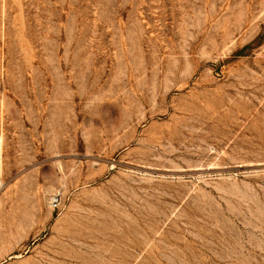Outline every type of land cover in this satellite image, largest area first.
Returning a JSON list of instances; mask_svg holds the SVG:
<instances>
[{"label":"rangeland","instance_id":"obj_1","mask_svg":"<svg viewBox=\"0 0 264 264\" xmlns=\"http://www.w3.org/2000/svg\"><path fill=\"white\" fill-rule=\"evenodd\" d=\"M0 264H264V0H0Z\"/></svg>","mask_w":264,"mask_h":264}]
</instances>
